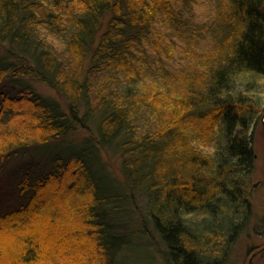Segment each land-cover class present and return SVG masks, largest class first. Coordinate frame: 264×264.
Segmentation results:
<instances>
[{
    "label": "trees",
    "instance_id": "trees-1",
    "mask_svg": "<svg viewBox=\"0 0 264 264\" xmlns=\"http://www.w3.org/2000/svg\"><path fill=\"white\" fill-rule=\"evenodd\" d=\"M194 1L0 0V180L21 200L0 212V264H130L137 235L163 264L224 263L251 210L264 0H209L202 23ZM142 196L135 231L110 219Z\"/></svg>",
    "mask_w": 264,
    "mask_h": 264
},
{
    "label": "rangeland",
    "instance_id": "rangeland-1",
    "mask_svg": "<svg viewBox=\"0 0 264 264\" xmlns=\"http://www.w3.org/2000/svg\"><path fill=\"white\" fill-rule=\"evenodd\" d=\"M195 2V3H194ZM193 5V20L197 22H204L208 17V8H210L209 0H195ZM166 43L164 42L163 46ZM176 51V49H174ZM150 56V55H149ZM151 57V56H150ZM183 63V62H182ZM181 63V64H182ZM35 90L41 95L48 96L55 100L62 102L61 97L55 92L54 89L48 87L43 82L37 80H31L30 82ZM262 97L264 101V93L258 95ZM63 103V102H62ZM27 106V105H26ZM29 109V106L27 107ZM26 107L24 110L27 109ZM22 120V119H21ZM91 129L93 127H90ZM219 134L217 133L216 136ZM215 136V138H217ZM220 139V138H219ZM218 138L214 139V145L210 146L206 142H199L198 145L201 151L203 152H212V148L217 144ZM253 164L251 171L249 173V186L247 194L250 200V214L243 228L239 231L238 235L234 239L230 247L227 248V257L224 260L223 264H264V115L260 118L259 123L253 132ZM102 160H104L105 169L107 170V175L104 177V183L107 184L110 179L120 178L121 167H120V158L118 152H113L111 150L103 151L101 153ZM25 158H32L30 155H27ZM43 160V158H42ZM42 160L38 161V174H44V168L41 164ZM45 161V160H43ZM47 161V160H46ZM14 167L13 165H8V167ZM30 167V166H29ZM9 169V168H8ZM33 171L30 170L27 174L28 179L30 175H33ZM6 175L2 176L0 180V212L7 211L8 209L15 208L17 204L21 201L17 199L19 194L15 191V182L10 176V172L7 171ZM14 193V194H13ZM12 197H10V195ZM14 196V197H13ZM10 197V198H9ZM134 202L132 201V206H130L131 214L126 212H110V219L114 220L117 218L119 221H124L125 224L131 223L128 219L131 215L136 223V226L131 225V230L135 231L138 228V219L140 213L136 210V205L145 202V197L142 196L140 199L134 197ZM140 223V220H139ZM148 234H152L151 226L147 223ZM135 228V229H134ZM134 235L136 233H133ZM142 237V235H137ZM138 237H135L134 242L136 244L129 243L124 250L122 251V257L130 264H163L161 257L155 251L153 246L145 247L144 245L139 244L136 240ZM136 241V242H135Z\"/></svg>",
    "mask_w": 264,
    "mask_h": 264
}]
</instances>
